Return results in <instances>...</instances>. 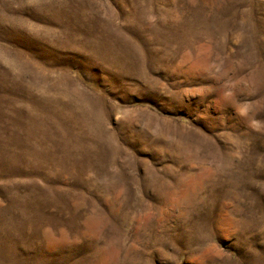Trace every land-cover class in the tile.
<instances>
[{"label": "rangeland", "instance_id": "374dc122", "mask_svg": "<svg viewBox=\"0 0 264 264\" xmlns=\"http://www.w3.org/2000/svg\"><path fill=\"white\" fill-rule=\"evenodd\" d=\"M0 264H264V0H0Z\"/></svg>", "mask_w": 264, "mask_h": 264}]
</instances>
